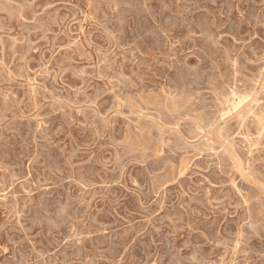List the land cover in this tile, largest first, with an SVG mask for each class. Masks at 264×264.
I'll return each mask as SVG.
<instances>
[{
    "label": "rangeland",
    "instance_id": "374dc122",
    "mask_svg": "<svg viewBox=\"0 0 264 264\" xmlns=\"http://www.w3.org/2000/svg\"><path fill=\"white\" fill-rule=\"evenodd\" d=\"M0 264H264V0H0Z\"/></svg>",
    "mask_w": 264,
    "mask_h": 264
},
{
    "label": "bare ground",
    "instance_id": "6f19581e",
    "mask_svg": "<svg viewBox=\"0 0 264 264\" xmlns=\"http://www.w3.org/2000/svg\"><path fill=\"white\" fill-rule=\"evenodd\" d=\"M198 129V128H197Z\"/></svg>",
    "mask_w": 264,
    "mask_h": 264
}]
</instances>
